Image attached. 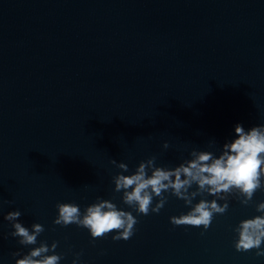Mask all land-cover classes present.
<instances>
[{
  "label": "water",
  "instance_id": "obj_1",
  "mask_svg": "<svg viewBox=\"0 0 264 264\" xmlns=\"http://www.w3.org/2000/svg\"><path fill=\"white\" fill-rule=\"evenodd\" d=\"M237 123L264 124V0H0V264L41 241L58 242L59 264H264L233 246L264 191L247 206L230 196L206 231L169 222L189 210L170 192L145 216L113 191L110 160L130 175L153 156L173 168L193 149L218 155ZM97 197L137 218L130 239L53 224L58 203L83 212ZM16 210L43 225L36 245L9 235Z\"/></svg>",
  "mask_w": 264,
  "mask_h": 264
},
{
  "label": "clouds",
  "instance_id": "obj_2",
  "mask_svg": "<svg viewBox=\"0 0 264 264\" xmlns=\"http://www.w3.org/2000/svg\"><path fill=\"white\" fill-rule=\"evenodd\" d=\"M234 134L233 140L221 145L218 155L212 151L193 149L189 152L190 159L183 160L173 168L157 166L156 157L153 156L141 161L132 174L124 175L121 173L128 172V166L112 159L109 162L121 170L112 178L113 191L122 193L121 201L124 205L145 216L150 212L158 214L167 203L164 193L170 192L182 200L189 210L179 216L169 217V222L174 226L201 227L206 231L214 215L227 212L230 196L235 195L241 205L247 206L258 190L264 191V124L245 131L237 123ZM215 143L214 140L210 141L209 146L214 147ZM162 147L168 149L169 145L165 142ZM193 185L195 190H190ZM205 194L214 199L201 198L193 203L196 197ZM3 203L0 201V208ZM56 209L53 224L62 227L75 224L86 228L93 240L113 232L116 233L112 236L114 241L128 240L134 235L138 223L131 212L99 197L96 202L86 206L83 212L74 203H58ZM255 211L259 215L243 219L233 228L237 237L233 246L237 252L255 249L256 257H264V248L261 247L264 243V201L255 205ZM20 216L19 210L4 215V220L14 229L9 235L18 237V243L22 246L36 245L38 236L44 231L43 225L33 223L30 231L18 222ZM57 246L56 241L50 245L41 241L39 246L32 247L22 258L16 259L15 264H59L62 255L55 253ZM11 255L18 256L20 253L13 252ZM79 255L76 254L72 264H78Z\"/></svg>",
  "mask_w": 264,
  "mask_h": 264
}]
</instances>
